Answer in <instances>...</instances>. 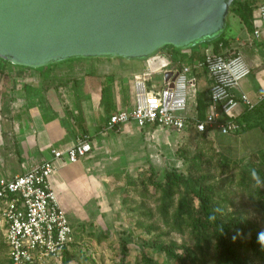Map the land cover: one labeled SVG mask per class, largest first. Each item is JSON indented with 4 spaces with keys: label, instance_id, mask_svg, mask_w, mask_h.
<instances>
[{
    "label": "rangeland",
    "instance_id": "374dc122",
    "mask_svg": "<svg viewBox=\"0 0 264 264\" xmlns=\"http://www.w3.org/2000/svg\"><path fill=\"white\" fill-rule=\"evenodd\" d=\"M234 13L227 36L238 33ZM256 21L264 25L258 11ZM119 61L122 66L129 62ZM129 63L134 72L141 65ZM157 69L147 82L151 78L162 84L164 76ZM2 73L9 84L16 81L8 71ZM244 123L243 132L229 135L218 130L200 135L193 127L143 129L135 143L127 144L126 161L110 179L99 219L87 222L65 256L45 264H181L165 250L185 256L187 264H231L219 249L218 233L200 211V201L181 177L206 187L208 203L224 223L258 236L264 232V105L244 115ZM8 250L0 219V264H10ZM237 255L244 264H264L254 244L245 243Z\"/></svg>",
    "mask_w": 264,
    "mask_h": 264
},
{
    "label": "crops",
    "instance_id": "0c3cea01",
    "mask_svg": "<svg viewBox=\"0 0 264 264\" xmlns=\"http://www.w3.org/2000/svg\"><path fill=\"white\" fill-rule=\"evenodd\" d=\"M262 4L264 0H254L252 19H256ZM234 15L238 18V33L226 35L229 43L222 51L244 56L251 74L234 94L246 93L256 101L264 92V25H259L262 33L256 38L239 12ZM252 27L255 30L257 26ZM213 48L214 45L190 50L165 48L159 56L141 62L137 72L133 71V63H129L132 61L120 65L119 60L127 61L124 59L70 60L67 65L62 63L60 70L56 64L40 73H33L34 69L15 71L12 65L1 64V71L16 76L13 78L16 81L9 84L10 78L0 74V179L23 174L50 160L52 149L66 150L83 135L90 136L92 152L76 163L66 159L55 161L51 178L76 241L88 228L87 222L92 224L101 216L109 198L110 179L126 161L127 144L135 143L143 131L133 121L115 130L105 129L111 114L133 108L136 76L146 78L158 68L164 76L162 84L152 82L151 78L148 83L164 87L169 71L182 64L190 66L196 87L192 88L187 114L199 117L201 109L205 114L210 111L212 81L201 64ZM153 128L160 127H147Z\"/></svg>",
    "mask_w": 264,
    "mask_h": 264
},
{
    "label": "built area",
    "instance_id": "2783aa9c",
    "mask_svg": "<svg viewBox=\"0 0 264 264\" xmlns=\"http://www.w3.org/2000/svg\"><path fill=\"white\" fill-rule=\"evenodd\" d=\"M258 13L264 23V4L259 6ZM255 24L254 36L259 38L262 29L256 20ZM219 47L226 49L223 43ZM201 65L212 81L210 111L202 118L187 114L196 79L192 78V68L182 64L171 70L173 75L164 87L150 85L144 77L136 76L133 108L111 114L105 129L115 130L133 121L141 129L157 126L184 131L193 127L199 134L214 130L224 135L240 132L241 115L264 103V92L256 101L246 93L234 94L251 74L244 56L239 52L217 53L212 49ZM92 150L90 136L83 135L66 150L52 149L50 160L13 178L0 179V219L5 227L10 264H45L61 259L71 247L75 241L74 231L51 185L54 163L64 159L76 163Z\"/></svg>",
    "mask_w": 264,
    "mask_h": 264
},
{
    "label": "water",
    "instance_id": "95a60500",
    "mask_svg": "<svg viewBox=\"0 0 264 264\" xmlns=\"http://www.w3.org/2000/svg\"><path fill=\"white\" fill-rule=\"evenodd\" d=\"M235 1L0 0V59L34 70L70 60L145 62L168 46L219 40Z\"/></svg>",
    "mask_w": 264,
    "mask_h": 264
},
{
    "label": "trees",
    "instance_id": "16d2710c",
    "mask_svg": "<svg viewBox=\"0 0 264 264\" xmlns=\"http://www.w3.org/2000/svg\"><path fill=\"white\" fill-rule=\"evenodd\" d=\"M254 7H255L254 0H236L232 9H231V12H235V13L239 12L240 18L242 19L244 24L247 26V28L251 32L256 31V29L254 30L252 27V25L254 27L256 26V24H255L256 19H252ZM221 43H223L226 46V48L228 47L229 40L226 39V33L219 40H217L213 43H206L204 45H214L213 50L215 52L219 53V52H222V49L219 47V45ZM166 48L175 49L173 46H168ZM0 62L10 64V63H7L1 59H0ZM10 65H12V64H10ZM0 72H1V69H0ZM262 105H264V103L261 104L260 106H262ZM209 106H210V104H209ZM254 111H252V112H254ZM252 112H249V113H252ZM204 114H205L204 109H201L199 117L202 118L204 116ZM246 114H248V113H245V114L241 115V117H240V121L242 123V130L238 133H241L245 130L246 126L244 123V115H246ZM208 132H210V131H207L206 133H208ZM200 135H203V134H200ZM181 180H183L187 184L191 193H193L194 196L200 201V211H201L202 215L208 220L211 227H213L216 230V232L218 233V235H219V249L228 258V260L231 262V264H244L239 259L237 252L240 251L241 248H243L245 243L247 244L248 247H249V244L256 245V248L260 249L261 253H263V255H264V246H262L258 242V235L249 233V231L241 225L233 224V223H224L222 220L218 219L215 212L212 210V208L210 207V205L208 203V198H207L208 190L206 189V187L197 186V184L193 181V179H191L189 177H181ZM73 244H74V242L72 243V245ZM70 249H71V247L65 252V254L63 256H65L70 251ZM165 252L170 258H174V259L179 260L181 264H187L185 256L178 254V253H174L170 250H165Z\"/></svg>",
    "mask_w": 264,
    "mask_h": 264
},
{
    "label": "clouds",
    "instance_id": "9594fccd",
    "mask_svg": "<svg viewBox=\"0 0 264 264\" xmlns=\"http://www.w3.org/2000/svg\"><path fill=\"white\" fill-rule=\"evenodd\" d=\"M258 242L264 246V232L260 233L258 236Z\"/></svg>",
    "mask_w": 264,
    "mask_h": 264
}]
</instances>
